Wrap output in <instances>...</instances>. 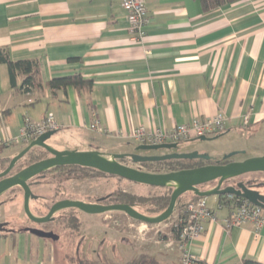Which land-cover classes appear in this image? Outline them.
I'll return each instance as SVG.
<instances>
[{"label": "crops", "instance_id": "crops-1", "mask_svg": "<svg viewBox=\"0 0 264 264\" xmlns=\"http://www.w3.org/2000/svg\"><path fill=\"white\" fill-rule=\"evenodd\" d=\"M144 2L150 22L144 39L136 41L122 0H0V51L12 61L38 63L41 84L24 88L20 74L14 87L0 58V139L17 137L26 117L39 122L53 114L60 123L56 142L128 153L132 143H140L126 135L140 126L171 130L223 113L222 133L259 144L264 155V0H238L208 12L201 0ZM76 74L92 84L55 90L49 85L55 77ZM95 120L105 132L90 128ZM113 141L128 145L108 150ZM16 146L0 147V169L22 150ZM53 192L38 193L46 201ZM220 196L207 197L217 220L203 221L189 252L207 264L264 263V226L256 231L248 222L227 230L223 220L229 208L218 206ZM162 224L166 228L127 221V232L105 225L110 237L120 235L139 254L182 264L170 220ZM83 227L80 219V234ZM10 228L0 233V264H56L57 240L32 234L21 224ZM101 254L113 260L108 249Z\"/></svg>", "mask_w": 264, "mask_h": 264}, {"label": "rangeland", "instance_id": "rangeland-1", "mask_svg": "<svg viewBox=\"0 0 264 264\" xmlns=\"http://www.w3.org/2000/svg\"><path fill=\"white\" fill-rule=\"evenodd\" d=\"M59 134L60 133H54L52 137L48 139V144L57 149L64 148L60 150H81L82 148H86L85 144L83 143H72L69 141H65L63 143L56 142ZM216 135H218L217 138H213L210 140L193 138L190 140L181 141L178 144V148L174 149L173 151H198L199 153L210 155L214 161L222 160L225 156L234 152L236 153L233 154L230 159L245 160L250 157L261 156L259 155L261 154L258 148L259 144H257L256 146L249 145V143L244 142L243 139H234V133L231 134L230 132L226 131L222 134H215L210 137H214ZM113 143L114 145L110 147L108 146V150L123 149L128 145L115 141H113ZM28 144L29 143H19L15 145H17L16 148L23 150ZM233 144H235L234 146H238L239 150L234 149ZM137 146L138 145H136L135 143H132L129 151L127 152H139L143 154H163L170 151L164 148L149 151L137 150ZM34 151L35 153L21 159L18 162L17 167L19 168L27 164L30 160H34L36 155L47 153V151L43 148H36ZM100 151L104 152V150ZM87 173L89 174L88 176H80L79 178H75L80 174L85 175ZM68 175H70V178H66L68 177ZM238 180L249 182L250 184L255 185L256 188L264 192V172L248 173L239 176ZM211 183L213 182H210L208 184ZM50 184H52V186H54L55 188L53 187L52 189ZM208 184L203 185L202 188H206ZM118 189L135 194H146L149 196H156L165 191L162 187H153L146 184L129 182L116 176L99 174L93 171H87L86 173H65L58 171L51 175H47L39 186L34 187V190L38 192L45 193L48 191H55L53 192L52 197L48 198L46 201L42 200L34 202L35 200L32 199L31 208L34 214L45 215L48 213L49 207L58 198H80L86 201H96L98 198L108 196ZM12 196H16V198L13 201H10V197ZM1 200H5L6 202L4 203V205L0 206V223L2 221L7 222L9 227H13L14 223L26 225L27 216L24 212L23 207V193L19 190V188L16 187L11 192H7L0 198V201ZM76 217H78L79 220L83 219L84 221V231L82 232V234L79 233L80 228L76 229L74 227L73 219H77ZM127 221H135L136 223H142L143 225L146 224L144 222H139L138 220L131 218L122 211H113L104 214H89L76 209H67L59 213L56 222L45 223L42 224L41 227L46 230L54 231L55 233L60 235V238L56 241V264H83L86 259L105 262L106 260H108L106 256H103V254H101L102 256L100 257L98 256L100 252H103V250L106 249H108V253L111 257H113L114 261L123 263L126 262V260H131L132 258L137 257L139 254L138 249L136 246H127L123 244V239L120 235L110 237L109 234H107L106 225L110 228L115 227L119 230L124 229V231H126V228L130 227L127 225ZM174 222L175 220L172 217L170 219V227H172ZM34 225L38 226L39 223H34ZM154 225H156L154 226L156 228H166L164 224ZM133 230V233L136 237L141 233L137 228H133ZM78 248L80 249V251L78 250ZM94 251L99 252V254L95 255ZM125 251H128L129 255H126Z\"/></svg>", "mask_w": 264, "mask_h": 264}, {"label": "water", "instance_id": "water-1", "mask_svg": "<svg viewBox=\"0 0 264 264\" xmlns=\"http://www.w3.org/2000/svg\"><path fill=\"white\" fill-rule=\"evenodd\" d=\"M55 131H50L38 136L32 140L21 152L15 155L9 164L0 171V197L17 186L24 191L23 206L26 216L35 223H47L54 220V214L65 208H77L89 214H104L113 211L125 212L131 218L147 223L160 224L167 221L174 213V209L178 198L187 193L194 192L200 197H209L212 195L235 194L237 196L248 199L251 203L264 208V193L247 185L245 182H239L236 185L224 184L233 178L254 173L264 172V155L250 157L245 160H229L235 154L231 153L222 160L214 161L210 155L202 154L198 151L180 152L173 151L178 148V143L164 144H140L137 150H170L163 154H143V153H104L98 149L93 150H60L50 144L48 139L52 137ZM210 136H200L201 140H210L217 138ZM35 147H41L48 151L52 156L34 162L19 171L12 173L18 162ZM130 158L134 163L140 162H155L169 159H203L205 161H213L201 166L186 168L170 172H150L140 168H136L121 162L123 159ZM78 165L99 170L103 173L115 175L119 178L129 180L134 183H141L153 187H173L171 199L168 207L159 215L151 216L136 209L134 206L126 203H92L81 200L62 199L56 201L44 216H39L33 213L31 209V200L38 199L31 189L28 182L33 177L45 172L49 169L67 166ZM11 173V174H10ZM210 182H215L216 185L210 189H202L203 185ZM7 223H0L1 228ZM26 231L38 235L42 238L58 240L60 235L54 231H47L38 227H26Z\"/></svg>", "mask_w": 264, "mask_h": 264}, {"label": "built area", "instance_id": "built-area-1", "mask_svg": "<svg viewBox=\"0 0 264 264\" xmlns=\"http://www.w3.org/2000/svg\"><path fill=\"white\" fill-rule=\"evenodd\" d=\"M122 7L129 23L130 34L136 41H142L146 35V27L150 22L144 0H122ZM225 123V115L218 113L216 116L206 119L194 118L188 123L175 125L171 130L163 128L149 129L145 126H140L129 135H125L140 144H179V142L184 140L199 138L204 135L212 136L214 133L223 131ZM245 123H248L247 119H245ZM59 128L60 123L53 114H48L39 122L26 117L20 128L19 135L6 140L0 139V147L2 145L30 143L38 136L50 131H56ZM90 128L98 132H105V128L98 120H95L90 125ZM218 206L220 208L223 206L229 208V214L223 220L227 230L233 226H240L248 222L254 224L256 231H259L264 226V208L251 203L246 198L232 193L224 194L220 196ZM205 220H217L214 209L208 205L207 197L188 201L181 211L178 212L172 226L177 227L179 231V239L177 240L182 264H200L201 260L189 252L188 245L202 233L203 221Z\"/></svg>", "mask_w": 264, "mask_h": 264}, {"label": "trees", "instance_id": "trees-1", "mask_svg": "<svg viewBox=\"0 0 264 264\" xmlns=\"http://www.w3.org/2000/svg\"><path fill=\"white\" fill-rule=\"evenodd\" d=\"M236 1L238 0H201L202 7L205 12L214 10L225 4L233 3ZM0 58L2 61L8 64L11 82L14 87H16L17 85V76L20 74L24 75V78L21 84L22 87L29 89L31 87H37L41 85L39 82V78H38L40 70H39L38 63H36L35 61H31V60L12 61L8 57L7 51H4V50L0 51ZM91 84H92V81L84 79L80 74L55 77L49 82L50 87L54 90L61 88V87H67V86H74L77 88H82L84 86H90ZM222 132L223 131L214 133V135L221 134ZM36 148H40V147H35L29 153L33 154V150H35ZM210 162H213V161H205L203 159H192V160L169 159V160L155 161V162H151V161L140 162V163H135L134 165H136L137 168H140L145 171H150V172H170V171H176V170H181V169H186V168H193V167L201 166V165H204ZM6 166L7 165H5V167ZM5 167L1 168V170L4 169ZM55 170L60 171V172H65V173L66 172L86 173L87 171H93L99 174L110 175V174L103 173L99 170L93 169V168L83 167V166H78V165L63 166L59 168L57 167L56 169H53L52 171H55ZM88 175H89L88 173L85 175L80 174L78 175V177H75V178H79L80 176H88ZM69 176L70 175H68V177L66 178H70ZM111 176H115V175H111ZM162 188H164L165 191L156 196H149L146 194H135V193H131L128 191L118 189L114 191L113 193H111L110 195L106 196L105 201L108 203L130 204L143 213H146L151 216H156L162 213L168 207L170 203V199H171V194L174 189L173 187H170V186L162 187ZM187 193H189L190 196L186 197V193H185L178 198L175 209H174V213L168 220H170L174 216L175 213H178L179 211H181L183 206L188 201L200 198V196L196 195L194 192H187ZM76 218L77 219H73V223H74V227L78 229L80 228V220L78 217ZM172 231L174 232V236L177 239H179V231L177 227L172 226ZM83 264H121V263L115 262L113 260H106L105 262H99L97 260L86 259ZM123 264H163V263L155 256H152L146 253H141L137 257ZM200 264H205V262L200 261ZM243 264H264V263L259 262L257 260H253V259H246Z\"/></svg>", "mask_w": 264, "mask_h": 264}, {"label": "flooded vegetation", "instance_id": "flooded-vegetation-1", "mask_svg": "<svg viewBox=\"0 0 264 264\" xmlns=\"http://www.w3.org/2000/svg\"><path fill=\"white\" fill-rule=\"evenodd\" d=\"M41 148V147H40ZM33 153H35L34 152V150H33ZM31 154L28 152L23 158H26V156L28 157V156H30ZM50 156H52L48 151H47V153H41V154H39V155H36L35 156V158H34V160H30L27 164H25V165H23V166H21V167H15V169L12 171V173H15V172H17V171H19L20 169H22V168H24V167H26V166H28V165H30V164H32V163H34V162H37V161H39V160H42V159H45V158H48V157H50ZM22 158V159H23ZM233 159H229V160H226V161H224V162H228V161H232ZM121 162L122 163H124V164H127V165H130V166H133V167H136V165H134L135 163L130 159V158H127V159H125V160H121ZM67 166H70V165H67ZM59 167H63V166H59ZM58 167V168H59ZM57 167H55V168H52V169H49V170H47V171H45V172H42L41 174H38L37 176H35V177H33L32 179H30L28 182L30 183V186H31V189H32V191H33V193L35 194V195H37L38 196V199H33V200H36V201H42L43 200V195H41L40 193H38L37 191H35L34 190V187H37L38 185H40V183L44 180V178L47 176V175H51V174H53V173H56V172H58L57 170H55V171H52L53 169H56ZM137 168V167H136ZM0 171H2V170H0ZM11 174V173H10ZM235 180V181H234ZM239 182H245V181H243V180H238V177L237 178H233V179H231V180H229L228 182H226L225 184H224V186H226V185H229V184H231V185H236L237 183H239ZM245 183H247V185H249V186H252V187H254L255 189H257V190H259V191H261L260 189H258V188H256V186L255 185H253V184H250L249 182H245ZM216 185V183L213 185V187ZM18 188H19V190L24 194V191H23V189L21 188V187H19V186H17ZM16 188V187H15ZM15 188H13V189H15ZM212 188V187H211ZM13 189H11V190H8L7 192H11ZM6 192V193H7ZM262 192V191H261ZM6 193H4V194H6ZM13 193V192H12ZM262 193H264V192H262ZM3 194V195H4ZM2 195V196H3ZM1 196V197H2ZM0 197V198H1ZM106 196H104V197H100V198H98L96 201H86V200H83V199H80V198H65V199H72V200H81V201H85V202H92V203H96V202H98V203H103V204H108V202H106L105 201V198ZM16 198V196H12V197H10V201H13L14 199ZM59 200H62L61 198H58V199H56L54 202H53V204L56 202V201H59ZM6 201L5 200H1L0 201V206L1 205H4V203H5ZM52 204V205H53ZM51 205V206H52ZM51 206L49 207V210H50V208H51ZM24 207V206H23ZM32 209V208H31ZM67 209H76V210H79V209H77V208H65V209H62V210H60L59 212H57V213H55L54 214V220H52L51 222H56V220H57V218H58V216H59V213L60 212H62V211H64V210H67ZM79 211H81V210H79ZM34 213V212H33ZM46 215V214H45ZM39 216H44V215H39ZM4 221H2L1 223H3ZM51 222H47V223H51ZM5 223H7V222H5ZM34 223L35 222H33L32 220H30L28 217L26 218V225H24V229L26 228V227H38V228H42L41 227V225L42 224H45V223H39V225L38 226H36V225H34ZM13 228H10L9 227V225H8V223L7 224H5L2 228H1V230H0V233L2 232V231H8V230H12ZM42 229H44V228H42ZM44 230H46V229H44ZM47 231H51V230H47Z\"/></svg>", "mask_w": 264, "mask_h": 264}]
</instances>
